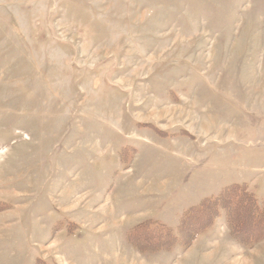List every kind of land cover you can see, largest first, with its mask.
Listing matches in <instances>:
<instances>
[{"label":"rangeland","instance_id":"374dc122","mask_svg":"<svg viewBox=\"0 0 264 264\" xmlns=\"http://www.w3.org/2000/svg\"><path fill=\"white\" fill-rule=\"evenodd\" d=\"M233 185L264 213V0H0V264H264L180 235Z\"/></svg>","mask_w":264,"mask_h":264},{"label":"trees","instance_id":"16d2710c","mask_svg":"<svg viewBox=\"0 0 264 264\" xmlns=\"http://www.w3.org/2000/svg\"><path fill=\"white\" fill-rule=\"evenodd\" d=\"M219 210L225 212L233 236L246 233L248 226H253L255 231L250 232V236L255 240L263 237L264 213L256 206L252 196L234 185L224 189L216 199L203 200L198 206L189 209L181 223L180 235L186 241L192 239L211 225ZM145 228V225L137 226L129 238L131 244L140 252H154L171 247L170 232L160 230L156 233Z\"/></svg>","mask_w":264,"mask_h":264}]
</instances>
